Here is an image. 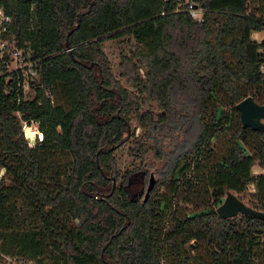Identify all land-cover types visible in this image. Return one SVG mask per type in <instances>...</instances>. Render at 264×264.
Masks as SVG:
<instances>
[{
	"label": "trees",
	"instance_id": "trees-1",
	"mask_svg": "<svg viewBox=\"0 0 264 264\" xmlns=\"http://www.w3.org/2000/svg\"><path fill=\"white\" fill-rule=\"evenodd\" d=\"M0 7L11 18L2 37L29 53L39 78L26 101L22 76L0 58V168L9 181L0 185V264L4 256L264 264V217L216 214L234 192L247 193L264 216V174L252 175L254 166L264 169V127L243 129L236 110L248 97L264 106V40L251 39L264 32V0H0ZM106 42L125 52L119 80ZM179 94L192 101L193 141L171 160L164 192L133 201L126 187L141 168L121 173L116 151L127 143V154L142 161L154 134L179 129ZM31 122L41 135L33 147L24 135Z\"/></svg>",
	"mask_w": 264,
	"mask_h": 264
},
{
	"label": "rangeland",
	"instance_id": "rangeland-1",
	"mask_svg": "<svg viewBox=\"0 0 264 264\" xmlns=\"http://www.w3.org/2000/svg\"><path fill=\"white\" fill-rule=\"evenodd\" d=\"M183 1L186 3L189 2L190 0H183ZM199 12L201 13V11ZM251 39L258 43L262 42L264 40V32L252 33ZM103 51L106 54V57L109 61L112 73L119 80L118 77L119 55L121 52L122 53L125 52L120 51V48L118 47V44L116 42L104 43ZM15 66L16 64L13 61L9 62L7 66V72H13ZM35 82L36 84H38L39 78L35 77ZM23 92H24V99L26 101H30L34 99L35 93L33 87L30 86L28 89L24 90ZM174 97H175L174 98L175 114H178L180 112L184 114V117L182 118L183 125L179 127V129L173 131H168V129H164L163 132H158L154 134V140L156 141V144H154L153 141L145 142L143 150H146L147 152L149 150V152L143 156L142 161L131 158L127 154V150L129 148V144L127 143H125L116 151V159L121 173L133 170V168L137 166H140L141 168L140 171L133 173L126 187L128 196L133 201L141 202L144 200L146 190L148 188L151 178H153L155 182L151 195L154 192H157L158 194L164 192V187L161 186L160 182L161 179L166 174V172L168 171L171 160L178 153L185 150L193 141L195 124L193 122V119H191L192 101L189 97H187L186 99L182 98L180 94ZM150 108L152 107L149 105L146 106L144 109L149 110ZM135 127H136V123L133 117H131L130 130H132ZM140 132H141L140 130H137V134ZM26 134L34 138L35 142L41 139V135L40 133H38V125L34 122L33 123L31 122L29 126L24 127L25 137ZM152 148L153 149L157 148V150L161 152L160 154L162 157L157 156L156 152L153 151ZM258 174H264V169L258 166H254L252 168V175L256 176ZM8 183L9 181L4 171L0 168V185L8 184ZM229 193L232 194L239 201H241V203H243L245 206L249 208L254 207L255 202L251 201V197H249L247 193L239 194V195L234 192H229ZM234 219L238 220L239 216L235 217ZM193 243L194 242L192 241L191 244ZM3 264H41V263H38L37 260L29 259L27 257L22 258V257L4 256ZM42 264H49V263L48 261H45Z\"/></svg>",
	"mask_w": 264,
	"mask_h": 264
},
{
	"label": "water",
	"instance_id": "water-1",
	"mask_svg": "<svg viewBox=\"0 0 264 264\" xmlns=\"http://www.w3.org/2000/svg\"><path fill=\"white\" fill-rule=\"evenodd\" d=\"M68 34L67 38L69 37ZM66 47L68 44L66 42ZM69 54L72 55L71 50H68ZM236 110L239 113L240 123L243 129H251L254 131L262 130L264 127V106L257 104L251 97H248L236 105ZM26 139L35 144L34 138L26 134ZM154 180L150 179L148 188L146 190L144 202L148 199L150 193L154 188ZM115 189V181L112 180V191ZM216 214L221 219H230L238 215H249L253 217L263 218V214L252 210L245 206L241 201L235 198L232 194L228 193L224 198L222 204L217 207Z\"/></svg>",
	"mask_w": 264,
	"mask_h": 264
},
{
	"label": "built area",
	"instance_id": "built-area-1",
	"mask_svg": "<svg viewBox=\"0 0 264 264\" xmlns=\"http://www.w3.org/2000/svg\"><path fill=\"white\" fill-rule=\"evenodd\" d=\"M199 11L200 10L189 3L188 12L191 18L199 20L198 16L201 14ZM10 23L11 18L5 13V10L0 7V58L7 56L10 62L13 61L16 64L13 72H18L22 76L23 79L19 87L24 91L30 87L32 82H35V77L38 78L37 67L36 64L31 61L29 53H25V51L16 47L14 40L4 39L2 37L3 34L7 32ZM260 71L264 75V64L261 65Z\"/></svg>",
	"mask_w": 264,
	"mask_h": 264
},
{
	"label": "clouds",
	"instance_id": "clouds-1",
	"mask_svg": "<svg viewBox=\"0 0 264 264\" xmlns=\"http://www.w3.org/2000/svg\"><path fill=\"white\" fill-rule=\"evenodd\" d=\"M34 144L31 142V140L29 141V147H33Z\"/></svg>",
	"mask_w": 264,
	"mask_h": 264
}]
</instances>
